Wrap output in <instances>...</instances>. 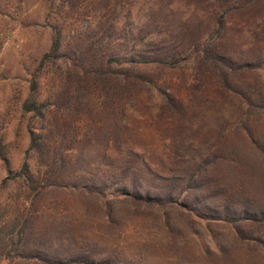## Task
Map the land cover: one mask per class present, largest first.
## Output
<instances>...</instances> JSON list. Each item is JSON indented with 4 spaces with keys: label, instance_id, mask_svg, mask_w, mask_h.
Instances as JSON below:
<instances>
[{
    "label": "rangeland",
    "instance_id": "rangeland-1",
    "mask_svg": "<svg viewBox=\"0 0 264 264\" xmlns=\"http://www.w3.org/2000/svg\"><path fill=\"white\" fill-rule=\"evenodd\" d=\"M55 28L42 121L21 105ZM15 215L10 264H264V0H0V225Z\"/></svg>",
    "mask_w": 264,
    "mask_h": 264
},
{
    "label": "trees",
    "instance_id": "trees-1",
    "mask_svg": "<svg viewBox=\"0 0 264 264\" xmlns=\"http://www.w3.org/2000/svg\"><path fill=\"white\" fill-rule=\"evenodd\" d=\"M62 38L63 33L61 28H55L53 32V42L49 52L43 55L39 62V66L37 68V73L33 75V78L30 82L29 93L25 100L21 105V110L23 114L33 112L40 120L44 121L47 119V111H44L43 108L47 103V98L42 97L41 95V75H45L48 71L54 72L57 66V60L61 58L62 52ZM46 130L44 131V135L41 136L39 134L32 133L29 149H31L35 164L43 165V155L44 149L42 144V138L47 136L46 134L50 133L51 130L45 127ZM183 154L188 156L190 159H196L200 161L205 157V155L200 154V157L197 158L199 152L191 149L184 148ZM37 176L33 174V171L30 168V165L27 162H24L21 170L18 172L17 176L23 179L26 182L28 191L32 192V196L35 197L41 193L40 181L43 180V176L40 175L41 170L37 169ZM33 191L35 193L33 194ZM31 195V193H30ZM28 196V194H27ZM18 215H15L12 222L9 223V227H5V224L0 225V264H10L13 261L12 251L13 248L11 247L12 239H13V232L16 228L18 223Z\"/></svg>",
    "mask_w": 264,
    "mask_h": 264
}]
</instances>
